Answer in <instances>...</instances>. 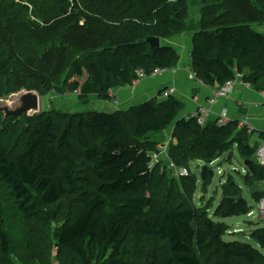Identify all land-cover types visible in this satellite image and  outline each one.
<instances>
[{
	"label": "trees",
	"instance_id": "16d2710c",
	"mask_svg": "<svg viewBox=\"0 0 264 264\" xmlns=\"http://www.w3.org/2000/svg\"><path fill=\"white\" fill-rule=\"evenodd\" d=\"M194 1L200 5L196 21L188 0H0V97L21 90L41 96L60 83L80 100H111L115 88L153 77L157 69H165L162 74L174 69L181 57L173 39L188 33L196 79L219 87L240 74L264 93V33L254 27L264 24V0ZM149 37L159 38L160 45L151 46ZM168 89L112 112L53 110L4 117L0 111V184L6 190L0 197V264H14L6 207L42 224L52 225L64 215L55 231L44 232L40 249L22 227L17 235L40 251L32 263L21 257V264H49L51 244L69 251L79 264H140L123 256L131 236L158 245L153 261L142 264L264 261V226L249 232L259 247L224 240L229 227L222 219L250 210L230 174L219 182L221 198L212 216L179 202L184 195L173 190L183 179L181 187L193 192L192 160L201 163V186L210 185L211 164L224 153L231 163L233 147L245 164L242 180L250 188L261 185L264 166L252 160L259 142L251 145L252 130L237 120L202 125L196 116L179 118L183 103L165 95ZM169 127L175 139L165 140ZM171 163L188 174L177 173L176 179L165 169ZM251 196L263 198L260 186ZM64 199L76 200L73 212L64 214Z\"/></svg>",
	"mask_w": 264,
	"mask_h": 264
},
{
	"label": "rangeland",
	"instance_id": "374dc122",
	"mask_svg": "<svg viewBox=\"0 0 264 264\" xmlns=\"http://www.w3.org/2000/svg\"><path fill=\"white\" fill-rule=\"evenodd\" d=\"M27 2V1H26ZM194 0H188L189 4V13L190 17L194 19V21L198 20L199 18V7L200 5H195L192 4L194 3ZM30 3V2H29ZM28 2L25 3L28 5L29 11H31L30 4ZM238 9L244 10V8L239 7ZM256 25L254 26L258 30H263L264 29V24H259L255 23ZM185 34H181L179 36H175L173 40H177L178 43L181 39V36ZM149 77V76H148ZM147 77H144L145 79ZM47 92V91H46ZM38 93V92H37ZM39 94V93H38ZM142 95V94H138ZM40 97V107H39V112L40 111H59L61 113H74V112H79L88 115L89 111L91 110H99L101 109H96L95 103H100L99 105H103L105 103V100H98L94 97H90L87 101H83L77 98V93L76 92H70L64 88V86L60 83L56 86V88L52 89L51 91L41 94ZM7 98V97H4ZM5 100H8L9 102H13L8 104L6 102V107H14L18 103V97L14 98H7ZM139 101V100H138ZM106 102H110L106 100ZM143 102V101H142ZM141 103V102H139ZM137 103V104H139ZM1 104V103H0ZM4 104V103H3ZM127 103H125L126 105ZM128 105L124 106L127 108ZM110 108H113V106H110ZM121 110V107H118ZM103 110H107L102 108ZM112 111H115V109H112ZM241 125V124H240ZM172 127H169L166 134H164V139L169 140V139H175L174 136H172ZM7 138H5L6 140ZM227 156V153H224L219 157L217 160H215L212 164L211 167L214 170V177L210 180L211 183L210 185L206 186H201V180L198 175V171L200 168L201 163L194 161L189 162V166L191 169L192 174H196V180L194 189L192 193H186L184 188L181 186V181L177 176V166L174 165L173 163L168 164L167 167H165L166 170H169V173L173 175L176 179L178 178L179 181H176V186H173L174 192H177L178 194L184 195L183 199L180 200L179 202L184 201L187 207L193 208L194 206L196 207H201L199 209L207 210L208 214L212 216L213 209L216 205H218L220 198H221V192H220V187H219V179L223 175L220 172H225L226 174H230L233 180L237 183V185L241 188V194L242 197L246 200L248 203L250 210L247 212L246 215H240V216H231L222 219L224 223L227 224L229 227V230L227 231L226 235L224 236V240H240L243 242H247L254 247H259L256 242L251 240L249 237V232L254 229L256 226H264V211H261L260 205L258 201L254 200L251 196V188L248 185V183L244 182L242 180V175L245 174V168H244V162L240 155L238 154L236 147H233V158L232 162L229 163L225 160V157ZM160 160V159H159ZM253 161L258 162V158L256 155L253 156L252 158ZM235 167V169H234ZM227 175L223 176L221 178V182L223 183ZM168 177V175H167ZM187 183L189 179H184ZM180 185V186H179ZM260 191L261 194L263 195L264 198V181L261 182L260 185ZM6 192L4 186L0 184V197ZM186 195L189 196V198L186 199ZM7 196V194L5 195ZM181 198V197H180ZM179 198V199H180ZM72 198H69V200ZM8 200V199H7ZM3 201L4 204H10L7 203V201ZM176 201V200H175ZM63 202L66 205H63L62 211L64 210V214L66 212H71L72 208L75 209L73 203L75 204L76 200L73 199V203L69 202L67 199H64ZM159 202L162 203L159 199ZM69 203V204H68ZM71 203V204H70ZM56 209V205H54ZM74 211V210H73ZM72 211V212H73ZM64 215H61V219H57V221H53L52 225L50 224H42L37 222L36 219L32 218L31 220L24 219L20 214L15 213L13 210H10L6 207V212H5V228L8 230L9 235L12 238V249L14 250L13 254V259H14V264H21V257H24L25 260H27L29 263L33 262V256H37L36 252H39L40 250H34L35 247L30 248L32 245H29V248L27 247V237L29 236L32 241H35L36 248L40 249L41 246H39L40 243H42L45 239L44 232H53L55 229H57L58 226H60L61 223H63V217ZM29 221L28 223H25ZM54 223V225H53ZM25 224V225H24ZM23 225V226H22ZM25 228V231L27 232V237L25 238H20L17 234H20V230ZM29 234V235H28ZM156 244V241L152 239H141L139 240L137 237L131 236L127 243L123 247V256L124 258L128 260H134L136 262H140V264L144 263H151L153 259L157 256L156 252L158 250V245L156 244V249L154 250L153 244ZM48 249V255L46 257V262L49 264H79L77 257L71 254L69 251L65 249H58L56 246L51 244V246H47ZM42 252V251H41ZM155 252V254H154ZM18 254V257L15 255ZM203 261H205L204 258H202ZM27 262V263H28ZM28 263V264H29ZM256 264H264V261H260Z\"/></svg>",
	"mask_w": 264,
	"mask_h": 264
},
{
	"label": "crops",
	"instance_id": "0c3cea01",
	"mask_svg": "<svg viewBox=\"0 0 264 264\" xmlns=\"http://www.w3.org/2000/svg\"><path fill=\"white\" fill-rule=\"evenodd\" d=\"M258 31L264 33V29ZM191 37L192 35L188 33L181 36L179 43L176 39L173 40L175 49L181 57L179 64L174 69H169L160 76L147 77L132 85L113 89L111 91L112 99L108 100L110 102L105 101L103 105L95 103L98 104L95 105L98 107L96 109L103 110L102 108H104L107 110L103 111L107 112L119 109L118 107L127 109L155 97L162 89L173 88L174 92L171 96L178 98L183 103L179 118L192 116L198 108L204 107L209 110L206 121H216L219 117H224L226 123L237 120L239 124L252 130L249 134L251 145L264 140V137L260 138L261 134L264 135V97L261 95L262 92H256L242 79H236L233 82V90L228 96L218 97L212 105L208 104L207 99L218 87L205 85L201 80L195 78L190 60ZM139 93L142 95H138ZM125 103L128 105L127 108L124 107ZM223 175L228 174L223 172Z\"/></svg>",
	"mask_w": 264,
	"mask_h": 264
},
{
	"label": "built area",
	"instance_id": "2783aa9c",
	"mask_svg": "<svg viewBox=\"0 0 264 264\" xmlns=\"http://www.w3.org/2000/svg\"><path fill=\"white\" fill-rule=\"evenodd\" d=\"M164 71H165V69H163V68L157 69L151 74V76L154 77L157 75H161ZM138 74H140L141 77H143L144 71L142 69H139ZM236 79H241V75L236 74ZM233 82L234 81L226 82L225 84L219 86L215 91H213L212 95L207 99L208 104L212 105L216 101V98H218V97L221 98V97L228 96L229 93H231L233 90ZM173 91H174L173 88H169L164 94L168 95L169 93H173ZM261 95H263V97H264V93H262ZM263 106H264V104H263ZM208 111L209 110H207L206 108L201 107V108H198L192 116H196L198 119V122L203 125L206 122V117H207ZM218 124H220V125L226 124L225 118L219 117L218 118ZM248 130H249L248 132L251 131L250 128H248ZM255 155L258 158L259 164L264 166V140H260L259 146L257 147ZM177 173L180 176H184V175L188 174V171L186 168H177ZM258 203L260 205L259 209L261 211H264V198L260 199L258 201Z\"/></svg>",
	"mask_w": 264,
	"mask_h": 264
},
{
	"label": "water",
	"instance_id": "95a60500",
	"mask_svg": "<svg viewBox=\"0 0 264 264\" xmlns=\"http://www.w3.org/2000/svg\"><path fill=\"white\" fill-rule=\"evenodd\" d=\"M147 42H149V44L151 46H155L158 47L160 45V40L157 37H149L147 38ZM18 97V103L17 105H15L14 107H6V102H8V104L13 103V102H9L8 100H5L7 98H14V97ZM40 95L34 91H27V90H21L18 93H13L10 94L7 98L4 97H0V111L3 112L4 117L7 115H11V114H15V115H19L23 112L27 113L28 115H32L34 113H39V107H40ZM4 103V104H3ZM224 175H222L219 179V181H221V178ZM259 183L256 182L254 183V185L251 188V192L255 193L259 190Z\"/></svg>",
	"mask_w": 264,
	"mask_h": 264
},
{
	"label": "clouds",
	"instance_id": "9594fccd",
	"mask_svg": "<svg viewBox=\"0 0 264 264\" xmlns=\"http://www.w3.org/2000/svg\"><path fill=\"white\" fill-rule=\"evenodd\" d=\"M221 174H223V172H220ZM225 176V175H224ZM220 182V181H219Z\"/></svg>",
	"mask_w": 264,
	"mask_h": 264
}]
</instances>
